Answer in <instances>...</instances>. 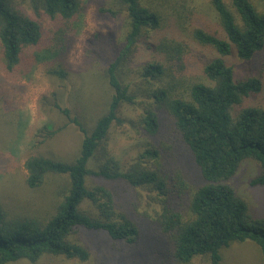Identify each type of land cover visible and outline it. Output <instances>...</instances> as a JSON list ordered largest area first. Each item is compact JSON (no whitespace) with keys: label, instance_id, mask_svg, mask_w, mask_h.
I'll use <instances>...</instances> for the list:
<instances>
[{"label":"trees","instance_id":"16d2710c","mask_svg":"<svg viewBox=\"0 0 264 264\" xmlns=\"http://www.w3.org/2000/svg\"><path fill=\"white\" fill-rule=\"evenodd\" d=\"M117 1L126 12L125 37L117 44L106 42L109 55L102 75L113 91L108 107L91 129L77 117L71 118L83 133L80 151L73 159L35 155L26 160L25 180L30 188H41L51 174L66 176L68 183L59 193L55 209L46 215H11L0 204V264L20 259L36 264L44 255L86 261L90 252L75 236L79 228L105 231L113 241L133 244L140 233L138 224L117 211L111 189L94 183V178L155 193L151 197L157 202L156 222L169 240L175 262L190 264L194 258L206 256L212 264H220L224 248L247 240L259 245L264 256V218L252 219L248 203L228 183L242 162L252 158L259 164L252 183L264 186V107L244 105L263 84L257 77L238 81L225 59L234 49L244 60L264 49V10L252 0H231V4L211 0L221 30L195 28L193 37L215 48L219 56L205 66L209 82L195 81L186 87L180 86L184 78H178L170 65L184 67L189 45L168 36L147 41L152 31L165 27L171 15L178 20L183 17L170 4L179 0L160 4ZM25 3L33 13L25 9ZM80 6L81 0H0V43L7 70L16 71L25 55L34 58L30 49L50 43L44 18L56 22V27L51 29L48 56L36 53L34 61L48 59L66 45ZM145 45L163 58L140 65L136 83L131 81V60ZM48 73L63 82L69 77L62 66L52 67ZM150 88L152 101L147 105L141 91ZM124 103L144 105L140 106L139 122L149 135L138 146L143 148L127 160L114 152L111 143V129L121 121ZM55 106L70 117L69 108L56 101ZM158 108L173 118L177 137L191 153L203 183L191 180L182 168L176 167L173 174L166 171L164 159L170 145L165 143L167 137L156 136L162 123Z\"/></svg>","mask_w":264,"mask_h":264},{"label":"rangeland","instance_id":"374dc122","mask_svg":"<svg viewBox=\"0 0 264 264\" xmlns=\"http://www.w3.org/2000/svg\"><path fill=\"white\" fill-rule=\"evenodd\" d=\"M225 1L231 4V0ZM252 1L260 10H264V0ZM170 4L183 17L178 20L177 16L171 15L165 27L152 31L147 41L155 42L163 36L185 41L189 51L184 67L175 63L170 65L174 67L178 78H184V84L180 82V86L187 87V84L195 81L209 82L204 73L205 66L219 53L215 48L199 43L193 37V31L203 28L219 33L221 28L216 10L211 0H179L178 3ZM24 7L33 13L29 3H25ZM125 19L126 12L117 0H81L79 12L72 20L67 44L63 47L58 45L60 49L50 53V58L34 61L36 53L48 56L46 48L52 41L51 29L56 27V22L44 18V27L48 32L50 30V43L30 49L35 54L32 55L34 58L25 55L19 68L13 72L6 68L0 43V204L11 215H46L55 209L59 193L66 187L68 178L51 174L41 188L32 189L25 180V162L35 155L66 159L77 156L83 133L71 118L77 117L91 129L96 119L107 109L113 93L102 75L109 55L107 44L110 40L120 43L125 37ZM150 47L143 46L132 58L129 70L131 81L138 83L140 65L154 61L155 57L163 58L161 53ZM225 59L234 68L238 81L250 77L262 80V90L247 97L244 105L264 107V49L250 60L241 59L234 49ZM56 66L68 71L66 81L49 75L48 70ZM152 89L141 91L147 105L152 101L148 97ZM55 101L70 109V117L57 109ZM140 106L144 107L142 103H124L121 121L115 122L111 129L113 150L126 160L143 148L138 146L147 142L149 136L139 122ZM157 112L162 123L156 136L158 139L167 137L165 143L170 145L168 157L164 159L166 171L173 174L176 167L182 168L191 180L203 183L191 153L177 137L173 118L164 108H158ZM258 173V162L248 158L228 182L248 203L250 216L254 220L264 218V186L252 183ZM93 182L111 189L117 211L138 224V239L133 244L117 242L105 231L79 228L75 236L88 248V260L44 255L36 264H181L173 260L169 240L156 222L157 202L151 197L154 192L147 188H134L121 181L94 178ZM222 254L220 264H264L262 250L252 240L235 242L224 248ZM7 264L32 263L20 259ZM190 264L212 263L208 257L198 256Z\"/></svg>","mask_w":264,"mask_h":264}]
</instances>
